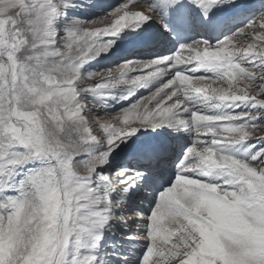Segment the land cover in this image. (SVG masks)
Listing matches in <instances>:
<instances>
[{
    "label": "snow or ice",
    "instance_id": "1",
    "mask_svg": "<svg viewBox=\"0 0 264 264\" xmlns=\"http://www.w3.org/2000/svg\"><path fill=\"white\" fill-rule=\"evenodd\" d=\"M0 264H264V0H0Z\"/></svg>",
    "mask_w": 264,
    "mask_h": 264
},
{
    "label": "rangeland",
    "instance_id": "2",
    "mask_svg": "<svg viewBox=\"0 0 264 264\" xmlns=\"http://www.w3.org/2000/svg\"><path fill=\"white\" fill-rule=\"evenodd\" d=\"M98 3L105 5V6L116 4L115 0H98ZM103 11H104V9H101V8L92 9L90 12H85L84 15L81 16V18L90 19V18H93L95 15H102ZM100 26H104V25H100ZM119 49H116V50L110 52L107 56L102 55V56L98 57L96 60L91 61L90 65H88L87 67L90 70H102L105 68L114 67L118 63H122L124 61L125 56L120 57V59L115 57L117 55ZM130 57L131 56H129V58ZM114 74H115V72H114ZM147 91L148 90L141 89L139 92H137L136 96L133 97V99H137L141 95H146ZM124 103L126 104L127 102H124ZM119 107H120V105L117 104L114 110H118ZM111 118L112 117H106V119H111ZM162 132L166 133V132H168V130L163 129Z\"/></svg>",
    "mask_w": 264,
    "mask_h": 264
},
{
    "label": "bare ground",
    "instance_id": "3",
    "mask_svg": "<svg viewBox=\"0 0 264 264\" xmlns=\"http://www.w3.org/2000/svg\"><path fill=\"white\" fill-rule=\"evenodd\" d=\"M115 2L117 3L118 0H115ZM82 15H84V13ZM201 38H203V37H197V39H201ZM188 42H191V41H188ZM241 43H246V42L242 41ZM178 46L179 45H177V47ZM130 50H131V46L129 44H122L120 49L118 50L117 55L115 57L120 59V57H124L125 54L127 52H129ZM151 58L152 57H150L146 53H142V52H138L136 55H133V56L130 57V59H151Z\"/></svg>",
    "mask_w": 264,
    "mask_h": 264
}]
</instances>
